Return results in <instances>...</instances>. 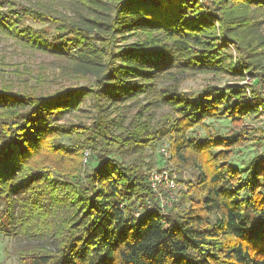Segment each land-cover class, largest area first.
Segmentation results:
<instances>
[{
	"label": "trees",
	"instance_id": "1",
	"mask_svg": "<svg viewBox=\"0 0 264 264\" xmlns=\"http://www.w3.org/2000/svg\"><path fill=\"white\" fill-rule=\"evenodd\" d=\"M67 1L87 13L62 20L23 9L34 20L58 24L57 47L38 34L25 37L22 31L32 30L19 29L15 20L6 23L0 12V34L59 58L69 57L62 51L68 44L83 56L70 59L76 74L93 79L90 86L48 95L0 88V227L35 243L21 251L22 263L264 264V157L251 162V179L242 180L229 163L240 136L234 143L209 135L189 138L205 120L225 116L239 123L264 113V97L253 91L251 101H244L237 86H227L207 88L202 101H189L173 71H216L218 62L209 60L232 46L239 57L228 72L264 83V38L252 16L264 15V0ZM133 37L126 49L113 44ZM164 79L169 85L159 87ZM140 97L168 110L161 127L143 112L127 126L107 116L108 103L118 108ZM85 100L96 111L89 125H58L57 117L80 112ZM165 134L171 160L196 172V184L181 197L187 207H173L167 218L141 167L108 157L112 146L145 148ZM86 151L95 165L84 173ZM132 201L150 202L152 209L136 217L126 210Z\"/></svg>",
	"mask_w": 264,
	"mask_h": 264
},
{
	"label": "rangeland",
	"instance_id": "2",
	"mask_svg": "<svg viewBox=\"0 0 264 264\" xmlns=\"http://www.w3.org/2000/svg\"><path fill=\"white\" fill-rule=\"evenodd\" d=\"M104 1V0H103ZM33 8L50 13L57 19H77L79 14H86V10L77 3L67 0H6L1 9V17L6 23L10 20L17 21L19 29H29L32 31H22L27 37L31 34H38L40 38H45L52 45L57 47L60 43L55 36L58 33L55 31L58 24L44 23L34 20L23 13V9ZM9 10L14 11V15L9 14ZM254 18V29L264 38V15L261 13H252ZM18 17V19H17ZM256 31V32H257ZM87 39L92 44H97L98 40L94 34H89ZM135 42V37L129 38L126 41L115 38L113 44L116 48H128ZM64 56H58L41 51H34L25 45V43L15 41L11 37H6L0 34V88L11 87L13 91H34L38 94L48 95L58 90H70L78 87L90 86L92 78L82 77L77 75L74 68L71 66L74 57H83L77 53V49L66 44ZM261 65L264 66V50L261 51ZM239 53L234 47L228 48L220 53L218 58L209 60L218 62L215 66L216 71H211L206 74H195L193 72H181L178 68L173 70L177 74V78L181 79L179 91L183 97L189 101H202V96L207 88H215L223 90L227 86H237L244 101H251L252 92H259L264 97V83L257 84L258 79H254L244 73V78L231 75L229 67L237 66ZM102 60H106L105 57ZM253 74V72H251ZM167 86L169 83L164 79ZM227 93V91L225 92ZM148 97H140L137 101H129L117 103L118 108L110 106L108 103L107 116L110 119L122 120V124L127 126L132 117L138 112H143L148 121H151L156 127H161L162 117L168 113L167 109H162L159 105H155ZM229 104H232V99ZM96 116V111L93 106V101L85 100L80 106V112L66 114L56 118L58 125L66 126L69 124H84L89 125L92 119ZM118 131H116V134ZM223 139L230 143H234L237 137H241L240 144H232V157L230 164L234 171L240 174L242 180L251 179L250 164L258 158L264 157V113L253 114L241 120V122H233L225 116L221 118L208 119L201 126L194 127L189 132V138L197 141L204 140L207 136ZM75 140V139H74ZM73 140V141H74ZM67 143V140L64 141ZM163 145H169V136L167 134L158 136L154 142L148 147L141 148L134 145L124 147L112 146L109 150L108 157L112 160L123 164L124 166L137 165L140 166L145 175L151 169L167 168L173 174L180 185L177 195V202L167 205L169 198L166 192L161 193V201L155 199V202L160 209V214L167 218L171 214V209L175 206L187 207L188 202L181 200L182 195L188 193L190 186L196 184V172L182 166H177L170 158L167 163L162 162L160 149ZM170 150V148H169ZM218 149L217 151H219ZM89 152L92 155L91 151ZM171 156V152H170ZM93 157V155H92ZM94 160L83 163L84 173H87L93 167ZM264 192V184L262 185ZM248 195L245 192L241 193V197ZM175 196V195H174ZM197 199L196 196H192ZM148 201V200H147ZM128 202L126 210L132 212L136 217H139L152 209L150 202ZM165 208H161L160 205ZM3 205L0 203V212ZM1 216V215H0ZM35 246V243H27L19 241L18 238L12 236L8 231H3L0 227V264H23L21 261V251Z\"/></svg>",
	"mask_w": 264,
	"mask_h": 264
},
{
	"label": "built area",
	"instance_id": "3",
	"mask_svg": "<svg viewBox=\"0 0 264 264\" xmlns=\"http://www.w3.org/2000/svg\"><path fill=\"white\" fill-rule=\"evenodd\" d=\"M169 145H163L160 149V154L162 159H164L162 162L167 163L168 160H170V150ZM89 157V152H85L83 163L85 164L87 162V159ZM146 180L148 187L152 193V196L155 199H158V201H161V193L166 192L168 194L167 198L170 199L168 201L167 205L170 203H176L177 202V195L175 194L178 192L180 185L178 184L175 176L169 172L167 168L161 167L159 169H151L148 171L146 175ZM175 195V196H174ZM159 201V202H160ZM161 208H165V206L162 204L160 205Z\"/></svg>",
	"mask_w": 264,
	"mask_h": 264
}]
</instances>
